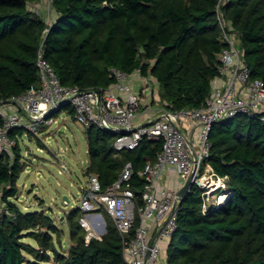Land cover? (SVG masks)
<instances>
[{
  "label": "trees",
  "instance_id": "trees-1",
  "mask_svg": "<svg viewBox=\"0 0 264 264\" xmlns=\"http://www.w3.org/2000/svg\"><path fill=\"white\" fill-rule=\"evenodd\" d=\"M36 1L0 0V100L39 87L41 47L65 86L109 87L115 67L153 77L165 108L173 111L200 108L210 95L227 46L216 18L219 0H51L57 15L52 24L31 7ZM223 11L252 78L264 80V0H229ZM63 111L73 117L70 106L53 116ZM17 134L24 131L11 135ZM86 139L85 175H97L107 189L131 162L129 183L137 206H144L140 171L156 160L162 139L145 137L137 148L120 152L105 129L86 128ZM209 139L208 162L226 177L230 195L204 211L202 190L192 186L177 207L179 227L168 242L167 264H264V122L240 114L215 125ZM22 158L19 143L12 155H0V264H128L112 217L105 212L106 232L87 240L79 206L67 215L72 244L59 250L63 230L54 218L45 209L24 211L14 201ZM139 225L137 218L132 233Z\"/></svg>",
  "mask_w": 264,
  "mask_h": 264
},
{
  "label": "built area",
  "instance_id": "built-area-1",
  "mask_svg": "<svg viewBox=\"0 0 264 264\" xmlns=\"http://www.w3.org/2000/svg\"><path fill=\"white\" fill-rule=\"evenodd\" d=\"M228 1L219 0L216 7V18L227 46L219 56V75L212 80L211 93L200 108L176 111L166 108L160 117L146 123L138 122L142 99L133 90L131 80L140 74L139 71L129 74L112 67L115 82L106 88L85 90L79 86H65L44 58L43 47L37 60L39 87L28 89L7 101L0 100L3 118L0 155H12L14 146L25 135L39 138L42 126L55 123L53 114L68 106L74 109L73 118L77 123L86 128L93 126L111 132L115 136L116 151L133 150L145 137L162 139V150L156 160L148 161L140 171L145 179L141 192L144 206H137L135 191L129 183L133 174L131 162L107 189H103L95 174L88 177L83 188L79 204L82 211L80 224L87 230V240L99 237L96 229L103 224V212L108 213L123 239V256L128 264H159L163 244L173 238L179 227L177 192L193 173L194 184L203 190L204 197L215 192L214 188L228 187L226 177L218 175L208 162L212 128L240 114L258 117L264 122V80L252 78L237 31L223 11ZM51 3L50 0L48 11L53 9ZM34 10L42 14L40 8ZM48 22L52 24L54 21ZM185 120L192 123L190 134L183 125ZM18 130H23L24 134L12 137L11 134ZM61 166L70 172L65 163L62 162ZM168 168L179 175L178 188L163 186V176ZM222 195L224 204L230 194L225 191ZM210 204L215 207L223 205L221 196L215 203L205 198L204 211ZM137 218L140 225L132 233Z\"/></svg>",
  "mask_w": 264,
  "mask_h": 264
},
{
  "label": "rangeland",
  "instance_id": "rangeland-1",
  "mask_svg": "<svg viewBox=\"0 0 264 264\" xmlns=\"http://www.w3.org/2000/svg\"><path fill=\"white\" fill-rule=\"evenodd\" d=\"M49 1L43 0L41 4L33 3L31 7L33 9L48 8ZM51 14L53 15L54 12ZM236 43L238 44V40ZM135 79L138 82L140 80L136 77ZM144 88L149 91L151 86H144ZM148 91L144 93L146 98L149 95ZM158 93H160L159 90ZM141 104L143 105V102ZM55 118L56 122L52 125L42 126L39 138L25 135L19 140L25 170L18 181L19 197L14 201L24 211L45 209L63 230L59 250H68L72 243L67 215L79 206L83 188L88 181L89 176L85 175L89 162L88 142L86 127L77 123L67 112L63 111ZM62 162L67 165L70 173L63 170ZM226 190L227 188L217 189L205 198L215 203ZM65 197L69 201L65 200ZM106 220L108 215L103 212V224L96 229V235L99 237L104 232ZM26 240L35 244L31 238ZM164 251L163 246L162 253Z\"/></svg>",
  "mask_w": 264,
  "mask_h": 264
},
{
  "label": "crops",
  "instance_id": "crops-1",
  "mask_svg": "<svg viewBox=\"0 0 264 264\" xmlns=\"http://www.w3.org/2000/svg\"><path fill=\"white\" fill-rule=\"evenodd\" d=\"M42 1L43 0H39V1H36L35 3L41 4ZM40 9L42 10L43 17L46 18L47 21H56L57 15H56L54 9L51 10V12H54L53 15L51 14L50 11H48L46 9V7H44V8L42 7ZM135 77L140 79L139 82L136 81L137 79H135ZM135 77H134V79L131 80V84L133 86L134 91L138 88L137 92L136 91L135 92L141 96V99L143 102V105L141 104V109L139 111L137 121L142 122V123H146L152 119H156V118L160 117L163 110H165L166 108H165L163 102L161 101L160 93H158V90L160 89L158 82L153 77H144V76H141L140 74H136ZM134 85H135V87H134ZM148 85L151 86V89L149 91L144 88V86H148ZM155 85L158 88H156ZM136 86H138V87L136 88ZM146 91H148V93H149L148 98H146L144 95V93ZM183 125L185 127V130L190 134L192 131V129H191L192 123L188 120H185L183 122ZM68 173H70V172H68ZM162 184H163V186L168 187V188H178V186L180 185V177L176 171L172 170L171 168H168L165 170L163 180H162ZM101 218L103 221V216H101ZM152 230L153 231L155 230L154 227H152ZM163 246H164L165 251L163 253H161V261L159 262V264H167L168 241H166L163 244ZM163 258H164V260H163Z\"/></svg>",
  "mask_w": 264,
  "mask_h": 264
},
{
  "label": "water",
  "instance_id": "water-1",
  "mask_svg": "<svg viewBox=\"0 0 264 264\" xmlns=\"http://www.w3.org/2000/svg\"><path fill=\"white\" fill-rule=\"evenodd\" d=\"M194 175L195 173H193L188 179L187 181L184 183V185L179 189V191L177 192L178 194V200L181 202L182 200H184V198L188 195V193L191 191L192 186L194 185ZM65 200L69 201L67 197H65ZM176 206V204H175ZM175 206L173 208V211L175 210ZM106 232V228H104V232L102 234H104ZM158 234L155 235V237ZM154 242V241H153ZM152 242V243H153Z\"/></svg>",
  "mask_w": 264,
  "mask_h": 264
},
{
  "label": "bare ground",
  "instance_id": "bare-ground-1",
  "mask_svg": "<svg viewBox=\"0 0 264 264\" xmlns=\"http://www.w3.org/2000/svg\"><path fill=\"white\" fill-rule=\"evenodd\" d=\"M219 187H220V186H219ZM219 187H217V188H214V189H213V191H216L217 189H219ZM223 199H225V197H224V196H222V197H221L222 204H223V202H224V200H223Z\"/></svg>",
  "mask_w": 264,
  "mask_h": 264
}]
</instances>
